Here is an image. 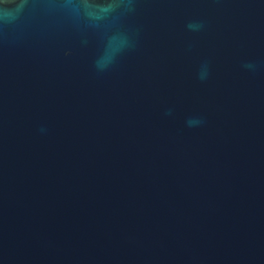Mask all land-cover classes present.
Wrapping results in <instances>:
<instances>
[{
    "label": "water",
    "instance_id": "95a60500",
    "mask_svg": "<svg viewBox=\"0 0 264 264\" xmlns=\"http://www.w3.org/2000/svg\"><path fill=\"white\" fill-rule=\"evenodd\" d=\"M113 2L0 18V264H264V0Z\"/></svg>",
    "mask_w": 264,
    "mask_h": 264
},
{
    "label": "clouds",
    "instance_id": "9594fccd",
    "mask_svg": "<svg viewBox=\"0 0 264 264\" xmlns=\"http://www.w3.org/2000/svg\"><path fill=\"white\" fill-rule=\"evenodd\" d=\"M26 0H20L19 3H17V0H4L3 5H0V18H3L5 20L13 17V9L15 11H20L24 7V3ZM85 4L87 6H94L97 8L100 12L107 13L116 7L113 0H84ZM127 6L130 8L132 4V0H126ZM90 15H94L93 13H90ZM188 27L192 30H198L202 25L190 23ZM107 55V54H106ZM110 60L105 59L102 57L100 60L97 61V66L103 70L108 67ZM245 68H248L250 70L255 71L256 65L252 63H248L244 65ZM209 75V67L208 64L205 62L201 65V70L199 73V77L201 80L207 79ZM188 125L196 126L198 124H202L203 121L200 119L192 118L187 121ZM43 131V129H42Z\"/></svg>",
    "mask_w": 264,
    "mask_h": 264
}]
</instances>
